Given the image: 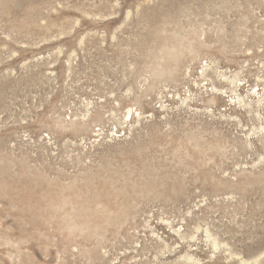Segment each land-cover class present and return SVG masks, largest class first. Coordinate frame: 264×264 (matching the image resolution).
<instances>
[{"label": "rangeland", "instance_id": "rangeland-1", "mask_svg": "<svg viewBox=\"0 0 264 264\" xmlns=\"http://www.w3.org/2000/svg\"><path fill=\"white\" fill-rule=\"evenodd\" d=\"M0 264H264V0H0Z\"/></svg>", "mask_w": 264, "mask_h": 264}]
</instances>
